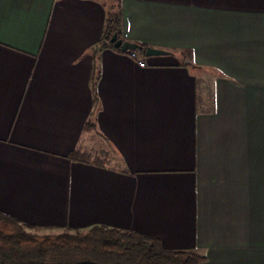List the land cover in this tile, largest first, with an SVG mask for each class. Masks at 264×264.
I'll list each match as a JSON object with an SVG mask.
<instances>
[{
	"label": "crops",
	"instance_id": "0c3cea01",
	"mask_svg": "<svg viewBox=\"0 0 264 264\" xmlns=\"http://www.w3.org/2000/svg\"><path fill=\"white\" fill-rule=\"evenodd\" d=\"M115 2L170 54L100 46L105 0H0V211L264 264V0Z\"/></svg>",
	"mask_w": 264,
	"mask_h": 264
},
{
	"label": "trees",
	"instance_id": "16d2710c",
	"mask_svg": "<svg viewBox=\"0 0 264 264\" xmlns=\"http://www.w3.org/2000/svg\"><path fill=\"white\" fill-rule=\"evenodd\" d=\"M122 19L119 6L109 10L100 46L122 52L111 43L116 33L121 39ZM142 47L145 56L147 47ZM72 159L103 166L108 153L78 150ZM32 230L36 228L0 211V264H202L206 259L193 251L167 250L159 240L134 231L95 226L40 235Z\"/></svg>",
	"mask_w": 264,
	"mask_h": 264
},
{
	"label": "water",
	"instance_id": "95a60500",
	"mask_svg": "<svg viewBox=\"0 0 264 264\" xmlns=\"http://www.w3.org/2000/svg\"><path fill=\"white\" fill-rule=\"evenodd\" d=\"M111 43L115 45L116 48H119L122 52H129V51H142L143 47L139 44L132 43L129 41H124L119 38L118 33L114 34V36L111 39ZM170 52L161 50V49H155V48H147L145 55L147 57H152V56H165L169 55ZM189 63H191L189 61Z\"/></svg>",
	"mask_w": 264,
	"mask_h": 264
},
{
	"label": "rangeland",
	"instance_id": "374dc122",
	"mask_svg": "<svg viewBox=\"0 0 264 264\" xmlns=\"http://www.w3.org/2000/svg\"><path fill=\"white\" fill-rule=\"evenodd\" d=\"M108 3L109 8L111 9L112 7L117 9L118 8V4L115 2V0H105ZM32 232L40 234V235H44V234H58L52 231H42V230H32Z\"/></svg>",
	"mask_w": 264,
	"mask_h": 264
},
{
	"label": "built area",
	"instance_id": "2783aa9c",
	"mask_svg": "<svg viewBox=\"0 0 264 264\" xmlns=\"http://www.w3.org/2000/svg\"><path fill=\"white\" fill-rule=\"evenodd\" d=\"M132 57L137 58V51H131ZM140 63L144 64V61L142 60Z\"/></svg>",
	"mask_w": 264,
	"mask_h": 264
}]
</instances>
